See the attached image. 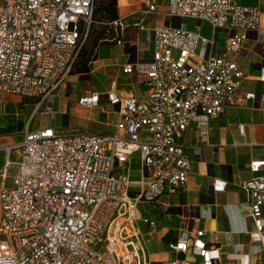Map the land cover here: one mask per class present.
<instances>
[{
  "label": "built area",
  "instance_id": "2783aa9c",
  "mask_svg": "<svg viewBox=\"0 0 264 264\" xmlns=\"http://www.w3.org/2000/svg\"><path fill=\"white\" fill-rule=\"evenodd\" d=\"M95 5L96 0H0V94L38 100L50 111L57 92L78 72ZM157 6L149 12L158 13ZM167 15L173 21L153 31V58L138 66L143 99L120 95L112 78L107 93L79 100L90 109L104 99L116 107L115 134L64 135L54 128L25 134L20 159L7 162L19 168L14 184L0 193V264H222L203 231H186L168 244L184 259L155 262L138 225L139 205L186 189L191 162L181 138L193 123L206 143L210 119L226 106L264 103V96L237 95L245 77L236 57L258 31L261 11L236 0H168ZM188 19L231 32L226 52L212 55L214 40L190 31ZM113 26L126 31L120 21ZM124 69L132 72L133 66ZM259 79L264 82V69ZM136 155L142 178L135 183L139 191L132 192ZM249 168L255 177L243 189L254 245L248 253L243 246L234 251L245 257L238 264H264V159ZM142 220L155 229L154 220Z\"/></svg>",
  "mask_w": 264,
  "mask_h": 264
},
{
  "label": "crops",
  "instance_id": "0c3cea01",
  "mask_svg": "<svg viewBox=\"0 0 264 264\" xmlns=\"http://www.w3.org/2000/svg\"><path fill=\"white\" fill-rule=\"evenodd\" d=\"M236 1L261 11L258 31L248 35L243 51L236 57L245 77L237 95L264 96V82L259 79L264 69V0ZM152 4L158 5V13L149 12ZM118 9V21L125 26V33L107 34L106 39L87 46L81 69L57 92L50 111H45L38 100L0 94V193L14 184L19 168L7 162L20 159L18 146L27 132L54 128L66 133L63 126L72 130L85 125L86 133L113 135L117 132L118 109L107 99L95 109L86 108L79 104L80 98L86 94L104 95L112 78L117 81L120 95L138 99L146 96L138 66L153 58L154 29L173 21L167 15L168 0H118ZM188 22L195 24L189 28ZM186 23L190 31L214 40L212 55L226 52L231 32L215 31L206 21L188 19ZM127 65L133 66L132 72L125 71ZM181 142L191 162L186 189L139 205L138 225L146 237V248L157 263L184 259V254L170 252L168 244L186 231L193 235L203 231L204 242L217 250L222 264H238L245 257L235 253V246H243L248 253L254 245L255 226L249 217L243 184L255 177L249 168L251 162L264 159V103L251 100L245 106L228 105L221 116L210 119L206 143L201 141L194 123ZM6 148H10L9 152ZM135 164L137 168H133ZM130 178L132 192L139 191L135 184L142 178L138 155L133 159ZM221 183L224 188L217 187ZM145 217L155 221L154 230L143 222ZM1 218L0 205V222ZM188 258L194 259L192 255Z\"/></svg>",
  "mask_w": 264,
  "mask_h": 264
},
{
  "label": "trees",
  "instance_id": "16d2710c",
  "mask_svg": "<svg viewBox=\"0 0 264 264\" xmlns=\"http://www.w3.org/2000/svg\"><path fill=\"white\" fill-rule=\"evenodd\" d=\"M94 16H95V20H94ZM94 16H93L92 27L94 26V24L99 23L104 26L108 25L111 31L110 30L105 31V29H103V31L98 34H94L95 32L93 31L91 36V32H92V27H91L90 35L82 50V54L78 62L77 69H81L80 67L83 65L82 64L83 54H84L83 52H85L87 46L91 45L93 42L98 43L100 40L106 39L107 34L119 33L113 26V24L119 20L118 0H96ZM96 21H100V22H96Z\"/></svg>",
  "mask_w": 264,
  "mask_h": 264
},
{
  "label": "rangeland",
  "instance_id": "374dc122",
  "mask_svg": "<svg viewBox=\"0 0 264 264\" xmlns=\"http://www.w3.org/2000/svg\"><path fill=\"white\" fill-rule=\"evenodd\" d=\"M94 20H95V16H94ZM96 22H100V21H96ZM194 22H188V25H189V28L190 27H192V26H194ZM95 26V27H94ZM94 26L92 27V32H91V36H92V33H93V31L95 32L94 34H98V33H100V32H102L103 31V29H105V31H108V30H110V27L107 25V26H104V25H101V24H99V23H96V24H94ZM94 28V29H93ZM111 31V30H110ZM83 83L84 82H81L80 83V88L82 89L83 88ZM77 85V84H76ZM103 121H104V116H103ZM112 119H113V117H111V121H112ZM64 127V130H65V132L66 133H62V134H64V135H72V134H75V133H86L85 131L87 130V127L85 126V125H82V127L81 128H71L72 130H70V128H66L65 126H63ZM74 131H79V132H74ZM91 132H95L94 130H90ZM69 132H73V133H69ZM133 168H137V165L135 164L134 166H133Z\"/></svg>",
  "mask_w": 264,
  "mask_h": 264
},
{
  "label": "water",
  "instance_id": "95a60500",
  "mask_svg": "<svg viewBox=\"0 0 264 264\" xmlns=\"http://www.w3.org/2000/svg\"><path fill=\"white\" fill-rule=\"evenodd\" d=\"M87 71H89V70H87Z\"/></svg>",
  "mask_w": 264,
  "mask_h": 264
}]
</instances>
